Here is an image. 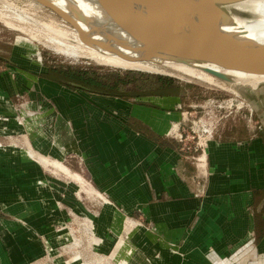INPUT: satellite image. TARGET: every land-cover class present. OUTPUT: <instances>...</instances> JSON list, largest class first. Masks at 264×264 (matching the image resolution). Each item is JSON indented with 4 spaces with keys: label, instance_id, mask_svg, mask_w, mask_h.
Segmentation results:
<instances>
[{
    "label": "crops",
    "instance_id": "crops-1",
    "mask_svg": "<svg viewBox=\"0 0 264 264\" xmlns=\"http://www.w3.org/2000/svg\"><path fill=\"white\" fill-rule=\"evenodd\" d=\"M20 68L0 72V90L45 109L41 128L27 133L38 153L0 108V264H62L47 244L67 209L64 178L104 198L107 230L123 212L151 226L136 241L145 256L146 245L154 251L153 264H264V136L241 137L236 126L194 153L174 136L188 113L183 84L136 76L121 94H105L63 70ZM67 148L81 171L64 163Z\"/></svg>",
    "mask_w": 264,
    "mask_h": 264
},
{
    "label": "rangeland",
    "instance_id": "rangeland-1",
    "mask_svg": "<svg viewBox=\"0 0 264 264\" xmlns=\"http://www.w3.org/2000/svg\"><path fill=\"white\" fill-rule=\"evenodd\" d=\"M256 1L250 0L248 2H252L257 8H261V5ZM1 11L4 15L13 17L18 21V24L28 28L43 30L40 25L32 20L20 17L19 11L70 33L101 40L115 48L125 49V47L116 45L115 39L94 24L89 23V27L76 19L77 28L68 23L57 12L45 5L43 6L36 0H0V14ZM236 11L251 14L239 5H237ZM39 40L29 31L20 27L9 26L0 20V72L14 73L16 66L19 69L24 66L30 68L33 75L41 70L53 68L55 70L84 69L100 74L119 76H125L129 72L165 76L183 84L188 89L186 105L183 106V110L188 113H186V117L184 116L185 121L182 122V129L174 133V136L178 140H182L183 144L185 142L189 146H194L198 142L202 144L211 135L217 138V134L222 131L234 132L236 126L241 137L248 136L249 132L251 136L254 133L258 136H264V82L255 86L249 83H232L216 77L215 79L218 81L216 84L167 66H163L164 71L167 72L163 73L101 65L85 57L74 60L57 54ZM145 61L152 63L149 59H145ZM14 75L16 76V74ZM34 100L31 101L30 95L26 93L18 92L6 96L0 90V108L10 113L2 117L16 122V125L21 127V136L23 137H17L16 132H8L17 139L23 140L24 145L31 143L38 152L31 138L27 137V133L32 131L33 126H38L41 123L42 111L45 107L40 106L36 99ZM11 118L13 119L11 120ZM200 119L206 123L207 132L202 131ZM171 133L173 134V132ZM74 151L68 148L65 150L67 154L62 156L65 159H63L64 163L73 170L81 171L84 165L81 164V159ZM193 152L196 153L194 149ZM49 172L54 173L51 170ZM64 179L67 186V209L63 218L55 220L58 221L54 228L55 238L51 241L53 244H47L51 256L59 258L62 264H153L154 251L146 245L147 255L145 256L142 250H139L136 241L139 232L143 233L144 229L154 233L151 226L146 224L147 228H144L143 220L139 222L138 214L136 216L123 212L121 217L116 218L114 216L113 219V214L108 213L107 221L110 223L113 219L114 227L112 231L107 230L104 222H101L100 219V215L103 212L106 213L104 206H107V202L98 197L99 195L97 197L89 195L76 181L70 178ZM42 182H39L40 185L45 184V181ZM105 215L108 217L107 214ZM116 219L121 223L117 224ZM131 220L135 221L136 224L131 225ZM56 237L58 238L57 243H55ZM121 239L131 240L136 247L130 246V249H126L123 247L125 243H121ZM49 264L52 263L49 262Z\"/></svg>",
    "mask_w": 264,
    "mask_h": 264
},
{
    "label": "bare ground",
    "instance_id": "bare-ground-1",
    "mask_svg": "<svg viewBox=\"0 0 264 264\" xmlns=\"http://www.w3.org/2000/svg\"><path fill=\"white\" fill-rule=\"evenodd\" d=\"M36 1L47 6L41 0ZM49 1L68 23L75 27H77V20L89 27L90 24H94L115 39L116 45L125 47V49L115 48L101 40L70 33L37 20L22 11L18 13L20 17L32 20L43 30L18 24V21L4 15L2 11L0 20L9 26L29 31L50 50L69 59L76 60L85 57L101 65L163 73H167L163 69V66H167L216 84L218 81L210 71L225 74L233 79L234 83H249L256 86L264 82V71L260 70L259 66L251 64L256 60L242 49V46L256 48L258 57L264 58V0L256 1L261 5V8L248 2L250 0L220 3L219 17L214 19L209 18L206 7L202 3L198 9L189 10L184 4L183 8H180L177 0H128L137 15L160 28L189 33L214 41L226 50L235 61L239 60L247 68L243 71L216 63L182 61L155 51L118 24L98 0ZM196 1L201 2V0ZM237 5L251 14L236 11ZM145 59L151 60L152 63Z\"/></svg>",
    "mask_w": 264,
    "mask_h": 264
},
{
    "label": "water",
    "instance_id": "water-1",
    "mask_svg": "<svg viewBox=\"0 0 264 264\" xmlns=\"http://www.w3.org/2000/svg\"><path fill=\"white\" fill-rule=\"evenodd\" d=\"M41 1L44 2L48 8L57 12L63 18L62 14L55 9L49 0ZM98 1L118 24H120L132 35L148 44L155 51L165 53L182 61L216 63L241 71L247 70V68L244 67L239 60L235 61V59L231 57L226 50L214 43V41L189 33L174 32L160 28L149 20L137 15L132 10L128 0ZM236 1L240 0H201V2L196 0H177L180 8H183L184 4L189 10L198 9L202 4H204L210 19L219 17L220 3H230ZM242 49L248 53L250 57H253L256 60V62L251 64L259 66V69L264 71V58L258 57L256 48L242 46ZM210 72L215 78L217 77L222 80L234 82L233 79L225 74L216 71ZM86 181L96 191L100 192L90 181ZM98 197L104 200L102 196Z\"/></svg>",
    "mask_w": 264,
    "mask_h": 264
},
{
    "label": "trees",
    "instance_id": "trees-1",
    "mask_svg": "<svg viewBox=\"0 0 264 264\" xmlns=\"http://www.w3.org/2000/svg\"><path fill=\"white\" fill-rule=\"evenodd\" d=\"M63 75L69 81H75L81 83L84 86L95 89L101 93L107 94H121L126 90V86L129 83H133V78L140 77H156L162 80H172L165 76H152L149 74H140L135 72H129L125 76H119L115 74H100L97 72H91L90 70L78 69L62 71Z\"/></svg>",
    "mask_w": 264,
    "mask_h": 264
},
{
    "label": "built area",
    "instance_id": "built-area-1",
    "mask_svg": "<svg viewBox=\"0 0 264 264\" xmlns=\"http://www.w3.org/2000/svg\"><path fill=\"white\" fill-rule=\"evenodd\" d=\"M199 122L201 123L202 131H203V132H207V129H206L207 125H206V123L203 122L202 119H200ZM210 134H211V133H210ZM182 135H183V134H182ZM187 146H188L189 149H190V148H191L192 150L194 149L195 152H198V151L201 149V143H200V142L196 143L194 146H189V145H187Z\"/></svg>",
    "mask_w": 264,
    "mask_h": 264
}]
</instances>
